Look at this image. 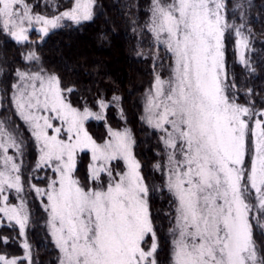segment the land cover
<instances>
[{"label":"snow or ice","instance_id":"6c2138e0","mask_svg":"<svg viewBox=\"0 0 264 264\" xmlns=\"http://www.w3.org/2000/svg\"><path fill=\"white\" fill-rule=\"evenodd\" d=\"M250 6L235 0L229 22L225 0H150L143 23L135 15L128 21L135 55L153 62L140 116L156 136L152 170L159 183L150 185L131 129L105 120L110 106L124 118L122 98L101 91L91 105L86 97L74 104V89L43 67L37 48L65 22L90 21L94 0H72L56 15L34 12L27 0H0V37L20 47L24 63L10 84L0 83V100L9 106L10 98L35 154L25 175L26 140L8 116L0 118V222H14L24 238L23 257L0 252V264H32L26 185L39 201L58 264H162L155 193L168 199L164 264H264V244L254 238L257 228L264 234V97L257 105L251 88L229 80L224 44L234 30L239 63L255 71L242 52L250 42ZM92 119L105 120L99 140L87 126ZM81 153L88 157L84 180L77 176Z\"/></svg>","mask_w":264,"mask_h":264},{"label":"trees","instance_id":"16d2710c","mask_svg":"<svg viewBox=\"0 0 264 264\" xmlns=\"http://www.w3.org/2000/svg\"><path fill=\"white\" fill-rule=\"evenodd\" d=\"M33 5V11L44 15H56L70 7L72 0H27ZM150 0H94V15L90 21L72 25L66 22L62 27L52 30L46 35L37 48L43 58V67L57 72L62 81V87L73 88L70 99L74 104L83 103L86 97L88 103H94L98 92H103L110 99L115 93L120 96L124 118L118 114L115 106L105 109V120L112 128L127 126L131 129L136 141L134 153L143 165V173L149 184L159 183V173L152 170V164L157 159L156 136L154 130L141 122L142 95L152 80V59L150 56L137 57L135 52L136 37L132 33V25L128 22L133 15L143 23ZM235 0H226L227 19L232 21V7ZM250 8L246 14V35H249L251 50L248 61L254 72H250L239 63L235 51V35L233 31L225 33V62L229 80L233 76L243 88H251L252 98L257 105L264 97V0H250ZM239 14L237 13V16ZM239 23V20H237ZM251 29L249 33L247 30ZM31 39H37L33 30ZM20 47L13 41H5L0 37V66L3 70L0 83H11L12 71L21 61ZM159 70L160 67L158 66ZM167 75V72H164ZM90 89V91H89ZM244 101V96H240ZM1 100L0 118L8 116L10 125H18L26 131L23 123L10 108V98L7 105ZM95 110V109H94ZM105 120L92 119L88 122L90 133L98 140L103 138L107 129ZM27 143L25 169L28 171L34 162L33 147L29 135H24ZM28 151V152H27ZM88 157L80 155L77 176L84 180L87 176ZM118 166V165H117ZM122 163L120 162V165ZM29 195L28 207L31 210L30 227L26 232L32 247L33 264H57L56 252L47 242L46 231L40 226L43 211L39 202ZM153 218L157 221L159 235V256L162 264L166 262L169 244L165 230L169 226L165 213L168 211V199L164 193H155L151 198ZM7 237L5 244L3 238ZM254 238L257 244H264V234L256 229ZM49 246H47L46 244ZM0 252L10 256L23 253L18 226L13 223L0 224Z\"/></svg>","mask_w":264,"mask_h":264},{"label":"rangeland","instance_id":"374dc122","mask_svg":"<svg viewBox=\"0 0 264 264\" xmlns=\"http://www.w3.org/2000/svg\"><path fill=\"white\" fill-rule=\"evenodd\" d=\"M28 2V1H27ZM225 4H226V0H225ZM35 12V11H34ZM66 23V22H65ZM64 23V24H65ZM63 24V25H64ZM34 30V29H33ZM35 31V30H34ZM233 33H234V30H233ZM246 34V33H245ZM36 40V39H35ZM142 49H147L148 48V45H147V42H145V43H143L141 46H140ZM136 48H137V45H136ZM251 50V46H250V43H249V45H248V48L247 49H242V52H243V56H244V59L245 60H248V57H249V55H248V53H249V51ZM235 51H236V45H235ZM148 56H150V55H148ZM151 57V56H150ZM236 57H237V59L239 60V57H238V55H237V51H236ZM152 65H153V62H152ZM158 66H159V64H157V70H159V68H158ZM227 68V67H226ZM0 69H2L1 68V66H0ZM1 76H2V74H0V78H1ZM0 108H1V100H0ZM142 110H143V95H142ZM119 114V113H118ZM120 115V114H119ZM104 116H105V114H104ZM22 122V121H21ZM23 123V122H22ZM146 125V124H145ZM11 126V125H10ZM147 126V125H146ZM25 127V126H24ZM122 127H124V126H122ZM148 127V126H147ZM24 129V128H23ZM21 127H19V131H20V134L25 138V136L24 135H29V137H30V134H29V132H28V130H27V128L25 127V129H26V131H24ZM149 130H151V131H153L152 129H149ZM133 151H134V149H133ZM28 152V151H27ZM33 153H34V149H33ZM82 154V153H81ZM135 154V153H134ZM25 156H26V148H25V155H24V163H26L25 162ZM34 159H35V155H34ZM33 159V160H34ZM88 163V162H87ZM122 163V162H121ZM114 167H117V165H116V163L114 162ZM29 170V169H28ZM24 171H25V175L27 174V170L26 169H24ZM33 175H36L35 173L33 174ZM34 182H37V181H34ZM24 195H25V197H26V199H27V201H28V198H29V195H31V194H28V189H27V185L25 186V193H24ZM32 197H34V193H33V196ZM10 202L11 203H15L16 201H15V198L13 197L11 200H10ZM39 202V201H38ZM42 217H43V215H42ZM3 223H9L7 220H4V221H2V222H0V224H3ZM13 224H14V222H12ZM40 226L41 227H43V229L46 231V228H45V226H44V222H43V219H42V221H41V224H40ZM30 227V223H29V225L27 226V229H26V232H27V230H28V228ZM169 227V226H168ZM167 227V228H168ZM260 230V229H259ZM261 231V230H260ZM46 234H47V231H46ZM165 237H166V239H167V242H168V244H169V242H170V237L168 236V233H167V229L165 230ZM24 238H22L21 237V242H22V240H23ZM26 239H27V236H26ZM46 240H47V242L51 245L50 247L52 248V249H54L55 250V252H56V256H55V259H56V262H57V264H58V250H56L55 249V247H54V245L52 244V242H51V239H50V237L47 235V237H46ZM27 241H28V239H27ZM149 242H150V238H149ZM28 243H29V241H28ZM30 244V243H29ZM46 244V243H45ZM159 244H160V242H159ZM31 245V244H30ZM47 245V244H46ZM48 246V245H47ZM49 247V246H48ZM31 252H32V247H31ZM16 257H18V258H22L23 257V253L22 254H20V255H17ZM23 264H28V261L27 260H24L23 261ZM33 264V263H32Z\"/></svg>","mask_w":264,"mask_h":264}]
</instances>
